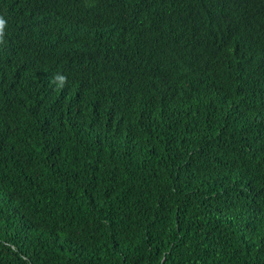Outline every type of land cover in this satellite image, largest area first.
<instances>
[{
    "label": "trees",
    "instance_id": "1",
    "mask_svg": "<svg viewBox=\"0 0 264 264\" xmlns=\"http://www.w3.org/2000/svg\"><path fill=\"white\" fill-rule=\"evenodd\" d=\"M0 264H264V0H0Z\"/></svg>",
    "mask_w": 264,
    "mask_h": 264
}]
</instances>
